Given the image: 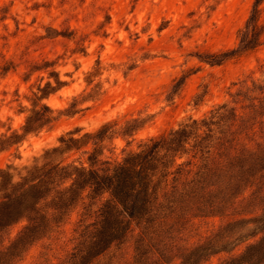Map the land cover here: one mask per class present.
Returning <instances> with one entry per match:
<instances>
[{
	"label": "rangeland",
	"instance_id": "rangeland-1",
	"mask_svg": "<svg viewBox=\"0 0 264 264\" xmlns=\"http://www.w3.org/2000/svg\"><path fill=\"white\" fill-rule=\"evenodd\" d=\"M254 2L0 0V66L11 65L0 75V136L15 130L22 134L39 85L54 83V75L65 81L44 99L57 119L50 128L1 151L0 168L10 165L19 180L46 162L88 166L93 145L54 149L61 148L60 137L67 132L79 128L77 135H83L106 123L117 133L102 143L101 158L118 162L149 138L208 115L216 105L231 101L239 88L264 80V45L221 65L199 58L238 45ZM260 8L264 19V2ZM72 109L77 112L69 114ZM132 124L139 128L124 134ZM79 211L53 235L34 243L17 264H57L63 259L74 246ZM231 218L193 219L174 235L176 247L166 264H179L178 249L189 250L211 238L219 241L220 251L202 264H221L260 237L253 223H233L223 230ZM25 224L22 219L12 225L5 243ZM136 233L135 228L122 245L114 246L104 262L132 264Z\"/></svg>",
	"mask_w": 264,
	"mask_h": 264
},
{
	"label": "trees",
	"instance_id": "trees-1",
	"mask_svg": "<svg viewBox=\"0 0 264 264\" xmlns=\"http://www.w3.org/2000/svg\"><path fill=\"white\" fill-rule=\"evenodd\" d=\"M263 2L255 0L236 47L199 58L221 65L264 45ZM10 68V64L0 66V75ZM54 76V83L48 81L33 92V108L22 134L15 130L0 136V152L50 128L57 119L44 102L65 85ZM231 96L208 115L189 118L149 138L118 162L101 158L102 143L117 133L106 123L83 135H77L79 128L69 131L60 137L61 148L54 149L64 152L91 144L88 166L46 162L30 168L19 180L10 165L0 168V264H17L77 208L74 246L57 264H107L106 254L122 245L135 228L132 264H166L176 247L171 241L174 235L193 219L207 216H231L223 230L233 223H253L260 233L240 254L221 264H264V80L253 81ZM138 128L129 125L124 134ZM22 219L26 224L5 243L10 227ZM177 251L179 264H202L220 251L219 241L211 238Z\"/></svg>",
	"mask_w": 264,
	"mask_h": 264
}]
</instances>
